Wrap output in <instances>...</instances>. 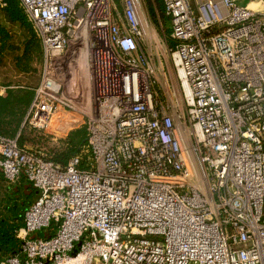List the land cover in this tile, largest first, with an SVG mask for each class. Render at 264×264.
<instances>
[{
  "label": "built area",
  "instance_id": "1",
  "mask_svg": "<svg viewBox=\"0 0 264 264\" xmlns=\"http://www.w3.org/2000/svg\"><path fill=\"white\" fill-rule=\"evenodd\" d=\"M18 1L43 51L22 126L85 115L86 144L60 165L0 135L4 179L23 174L38 193L21 255L0 264H264V12L162 0L177 81L164 107L136 0H123L124 24L111 0ZM81 47L87 114L65 91Z\"/></svg>",
  "mask_w": 264,
  "mask_h": 264
},
{
  "label": "rangeland",
  "instance_id": "2",
  "mask_svg": "<svg viewBox=\"0 0 264 264\" xmlns=\"http://www.w3.org/2000/svg\"><path fill=\"white\" fill-rule=\"evenodd\" d=\"M236 1L243 6L242 0ZM122 4L123 0H111V5L114 8L113 14L116 21L120 24H124L122 18ZM156 4L157 3L154 0H136L137 14L143 31V37L139 42V46L141 52L148 59L149 64L152 67L153 72L151 75V81L154 91L157 94V98L164 102L163 106L165 107V104L172 105V103H174L172 89L173 86H177V81L168 56V50L170 48L169 43L173 41L170 38L169 21L165 15L163 18L160 17L158 13L153 20L149 14V5L157 8ZM245 4V6L248 7L250 5H255L252 7L254 8L253 10L264 12V0H249L248 3ZM3 8L4 1L0 0V22L5 27V31H7L8 35L6 38L0 37V86L18 85L19 87H24L23 91L27 92L29 87L33 90L40 80L43 64L42 45L40 43L38 50L30 57V74H23V71H19L15 66V60L16 57L18 58L23 52V47L27 40L26 31L18 25H10L5 22L1 13ZM80 53L82 55L78 61L77 71L75 73V82L78 83V86L75 90H72L70 82H66L65 91L66 94L75 101H83L81 107L84 113L87 114L89 109H87V107L90 103L91 96L89 71L87 69V49L81 47ZM39 55L40 59L38 57ZM22 68L23 70H26V67L24 68V66H21L20 70ZM56 119L58 120L56 123L57 125H54L53 128L47 132L37 131L26 126L21 137L24 140V147L43 155L47 159L53 160L69 148V137L72 133L83 131L86 135L85 115L76 113H59ZM69 119H71V121ZM63 120L64 123L70 121V124L62 129H58V123H61ZM37 234L45 235L43 232H38Z\"/></svg>",
  "mask_w": 264,
  "mask_h": 264
},
{
  "label": "trees",
  "instance_id": "3",
  "mask_svg": "<svg viewBox=\"0 0 264 264\" xmlns=\"http://www.w3.org/2000/svg\"><path fill=\"white\" fill-rule=\"evenodd\" d=\"M4 8L2 17L10 25H18L26 31L27 40L23 47V52L15 60V66L19 71L30 74V57L40 47V41L32 27L31 21L26 17L18 0H3ZM157 8L149 5V14L152 19L158 13L164 18V5L162 0H154ZM0 22V37L6 38L7 31ZM176 42L169 43L170 48L175 47ZM39 46V47H38ZM41 51V48H40ZM42 55V52H41ZM40 59V55L38 56ZM26 60V63H25ZM23 63V65H22ZM25 63V64H24ZM26 67L20 70V67ZM14 86V85H13ZM18 86V85H15ZM28 91L23 88L5 89V97L0 96V135L7 138L18 137V143L23 145L22 134L26 125H23L24 117L27 114L29 105L33 98V90ZM86 144V135L83 131L72 133L69 137V148L53 160L60 165H65L80 149ZM37 190L22 174L18 179L10 184L4 179L0 171V260L21 255V240L18 234L24 228V215L27 209L33 204L37 197ZM44 234V233H43ZM36 238H44L45 235L37 234ZM5 258V259H4ZM3 259V260H2Z\"/></svg>",
  "mask_w": 264,
  "mask_h": 264
},
{
  "label": "crops",
  "instance_id": "4",
  "mask_svg": "<svg viewBox=\"0 0 264 264\" xmlns=\"http://www.w3.org/2000/svg\"><path fill=\"white\" fill-rule=\"evenodd\" d=\"M248 1L249 0H242V4H243V6H245L246 4L245 3H248ZM238 3V2H237ZM239 4V3H238ZM240 5V4H239ZM23 74H25V73H23ZM29 75V74H28ZM27 75V76H28ZM10 88V89H18V88H23V90H24V87H19V86H5V87H3V86H0V96H2V97H5V89L6 88ZM22 146H24V145H22Z\"/></svg>",
  "mask_w": 264,
  "mask_h": 264
},
{
  "label": "bare ground",
  "instance_id": "5",
  "mask_svg": "<svg viewBox=\"0 0 264 264\" xmlns=\"http://www.w3.org/2000/svg\"><path fill=\"white\" fill-rule=\"evenodd\" d=\"M254 6H255V5H250L249 8H250V9H254V8H252V7H254ZM89 85H90V83H89Z\"/></svg>",
  "mask_w": 264,
  "mask_h": 264
}]
</instances>
